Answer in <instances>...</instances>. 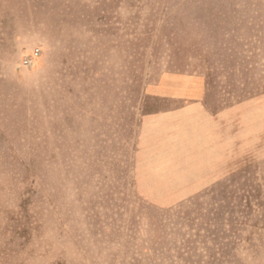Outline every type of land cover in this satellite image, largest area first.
I'll return each instance as SVG.
<instances>
[{"label":"rangeland","instance_id":"obj_1","mask_svg":"<svg viewBox=\"0 0 264 264\" xmlns=\"http://www.w3.org/2000/svg\"><path fill=\"white\" fill-rule=\"evenodd\" d=\"M166 72L264 96V0H0V264H264V112L227 178L171 206L138 194Z\"/></svg>","mask_w":264,"mask_h":264},{"label":"crops","instance_id":"obj_2","mask_svg":"<svg viewBox=\"0 0 264 264\" xmlns=\"http://www.w3.org/2000/svg\"><path fill=\"white\" fill-rule=\"evenodd\" d=\"M147 96L159 107L141 118L133 179L149 203L171 206L212 187L261 146L252 119L264 96L211 100L203 77L186 72L164 73Z\"/></svg>","mask_w":264,"mask_h":264},{"label":"built area","instance_id":"obj_3","mask_svg":"<svg viewBox=\"0 0 264 264\" xmlns=\"http://www.w3.org/2000/svg\"><path fill=\"white\" fill-rule=\"evenodd\" d=\"M39 53H40L39 49L36 48L32 54L24 58V65L25 66L32 65L34 58L38 57Z\"/></svg>","mask_w":264,"mask_h":264}]
</instances>
